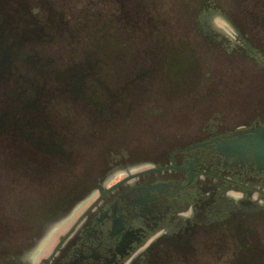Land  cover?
<instances>
[{
    "label": "rangeland",
    "instance_id": "rangeland-1",
    "mask_svg": "<svg viewBox=\"0 0 264 264\" xmlns=\"http://www.w3.org/2000/svg\"><path fill=\"white\" fill-rule=\"evenodd\" d=\"M30 2L48 37L24 42L17 72L23 81L37 73L25 62L35 52L50 75L71 67L89 73L85 89L110 122L97 121L92 106L84 109L81 101H71L51 80L44 89L45 114L65 128L73 169L52 173V181L36 180L42 177L36 164L0 143V227L18 222L24 241L36 232L42 237L91 189L92 181L83 180L92 178L95 165L119 145L132 147L182 129L200 106L210 105L233 120L260 113L254 93L263 84V70L254 60L229 64L214 40L244 45L239 38L247 36L246 43L264 56V36L254 35L242 0ZM190 217L182 229L188 246L169 247L147 264H264V199L234 202L211 194ZM69 221L48 233L39 259Z\"/></svg>",
    "mask_w": 264,
    "mask_h": 264
},
{
    "label": "flooded vegetation",
    "instance_id": "flooded-vegetation-1",
    "mask_svg": "<svg viewBox=\"0 0 264 264\" xmlns=\"http://www.w3.org/2000/svg\"><path fill=\"white\" fill-rule=\"evenodd\" d=\"M242 2L253 34L264 36V0ZM35 11L30 0H0V143L36 164L42 176L36 180L52 181V173L73 169L74 155L66 146L65 128L45 114L47 82H57L55 90L81 101L84 109L92 106L97 121L109 119L104 120L102 107L85 89L89 73L71 67L50 75L44 69L48 64L34 52L25 62L37 73L23 81L17 72L23 62L20 49L25 41L48 37ZM246 38H239L244 45L231 38L214 40L229 64L237 58L254 60L264 73L262 52ZM254 96L260 113L250 120H233L205 105L182 129L158 133L132 147L119 145L95 165L92 178L83 180L92 181L91 189L42 237L36 232L24 241L18 222L0 227V264H147L169 247L182 251L188 246L183 223L203 198L218 194L234 202H261L264 170L258 168L251 142L264 128V80ZM66 220L57 242L39 259L40 244Z\"/></svg>",
    "mask_w": 264,
    "mask_h": 264
},
{
    "label": "water",
    "instance_id": "water-1",
    "mask_svg": "<svg viewBox=\"0 0 264 264\" xmlns=\"http://www.w3.org/2000/svg\"><path fill=\"white\" fill-rule=\"evenodd\" d=\"M251 144L254 147L258 168L264 170V128L257 130V135L252 139Z\"/></svg>",
    "mask_w": 264,
    "mask_h": 264
}]
</instances>
